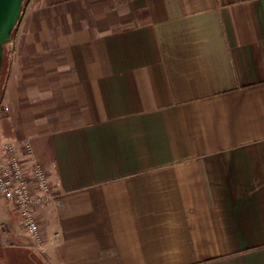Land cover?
I'll list each match as a JSON object with an SVG mask.
<instances>
[{
	"label": "crops",
	"instance_id": "0c3cea01",
	"mask_svg": "<svg viewBox=\"0 0 264 264\" xmlns=\"http://www.w3.org/2000/svg\"><path fill=\"white\" fill-rule=\"evenodd\" d=\"M10 51L48 264H264V0H27Z\"/></svg>",
	"mask_w": 264,
	"mask_h": 264
},
{
	"label": "built area",
	"instance_id": "2783aa9c",
	"mask_svg": "<svg viewBox=\"0 0 264 264\" xmlns=\"http://www.w3.org/2000/svg\"><path fill=\"white\" fill-rule=\"evenodd\" d=\"M57 198L46 169L33 158L31 143L20 140L7 145L0 158V202L14 209L33 247L41 249L44 242L37 208L55 203Z\"/></svg>",
	"mask_w": 264,
	"mask_h": 264
},
{
	"label": "rangeland",
	"instance_id": "374dc122",
	"mask_svg": "<svg viewBox=\"0 0 264 264\" xmlns=\"http://www.w3.org/2000/svg\"><path fill=\"white\" fill-rule=\"evenodd\" d=\"M8 49H10V42ZM9 53L11 55V51ZM13 143L8 137H4L0 131V158L5 155L6 146ZM11 211L9 206H5L0 202V245L7 250L6 254L9 259L19 258V264H38L30 252L36 251V259H38L40 264H48V261L42 254V250L33 247L30 237L18 225ZM27 250H30L29 253Z\"/></svg>",
	"mask_w": 264,
	"mask_h": 264
},
{
	"label": "trees",
	"instance_id": "16d2710c",
	"mask_svg": "<svg viewBox=\"0 0 264 264\" xmlns=\"http://www.w3.org/2000/svg\"><path fill=\"white\" fill-rule=\"evenodd\" d=\"M25 2L26 0L22 1L20 16H21L22 8ZM19 18L16 24L11 29V32H10L11 39H12L14 30H15V27L19 21ZM9 42H5L2 45V55L0 57V113L2 112V114H0V131L4 137L12 138L14 136L13 126H12L10 118L8 117L6 113L5 107L2 104L4 86H5L7 76H8L9 66L11 63V55L9 53L10 49H8ZM27 251L29 253L30 250H27ZM6 252L7 250L0 245V264H19L20 262L19 258L15 257V258L9 259ZM30 252L32 253L34 260H36L37 263L40 264L38 259H36L37 258L36 254L33 251H30Z\"/></svg>",
	"mask_w": 264,
	"mask_h": 264
},
{
	"label": "water",
	"instance_id": "95a60500",
	"mask_svg": "<svg viewBox=\"0 0 264 264\" xmlns=\"http://www.w3.org/2000/svg\"><path fill=\"white\" fill-rule=\"evenodd\" d=\"M23 0H0V57L2 45L9 42L10 32L16 24Z\"/></svg>",
	"mask_w": 264,
	"mask_h": 264
}]
</instances>
